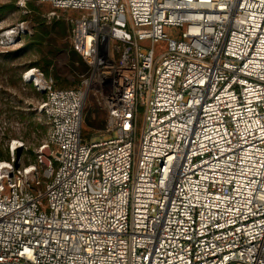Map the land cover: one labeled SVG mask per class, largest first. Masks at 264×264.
<instances>
[{"label": "built area", "instance_id": "2783aa9c", "mask_svg": "<svg viewBox=\"0 0 264 264\" xmlns=\"http://www.w3.org/2000/svg\"><path fill=\"white\" fill-rule=\"evenodd\" d=\"M39 1L88 71L23 74L49 129L0 160V264H264V0ZM90 95L113 138L83 139Z\"/></svg>", "mask_w": 264, "mask_h": 264}, {"label": "rangeland", "instance_id": "374dc122", "mask_svg": "<svg viewBox=\"0 0 264 264\" xmlns=\"http://www.w3.org/2000/svg\"><path fill=\"white\" fill-rule=\"evenodd\" d=\"M0 160L14 157L22 164L35 162V153L44 140L49 125L45 116L39 111V104L45 99L44 93H39L34 86L23 82V74L31 68L39 69L46 78L52 79L57 89L73 88L78 77L86 74L87 65L74 59L68 52L72 47L68 19L78 17L73 10H57L52 5L39 0H0ZM36 20H44L48 24L62 22L65 34L59 37L60 24L55 32L56 43L64 45L54 57H47L46 47H29L26 54L25 37L34 34ZM23 23V31L18 39L10 45L5 44V32ZM168 38H177V30L165 28ZM65 45L68 48H65ZM41 50V51H39ZM166 50V43L160 42L154 46L156 54ZM14 57L12 62L4 63L2 58ZM73 61V62H72ZM79 61V62H78ZM49 62V64H48ZM74 67V68H73ZM106 113L90 95L85 103L82 122V137L86 142L108 140L115 135L104 134ZM142 125V113L138 117L139 130ZM46 179H42L45 181Z\"/></svg>", "mask_w": 264, "mask_h": 264}, {"label": "trees", "instance_id": "16d2710c", "mask_svg": "<svg viewBox=\"0 0 264 264\" xmlns=\"http://www.w3.org/2000/svg\"><path fill=\"white\" fill-rule=\"evenodd\" d=\"M1 10V9H0ZM36 28L34 29V34L31 36L25 37L26 39V47L22 49V54H26V51L29 50V47H37L40 49V47H46L48 49V55L47 57H54L56 53H58L62 48H64V45H58L56 43V37H58L57 34H59V37L65 34V27L61 25L62 22L59 23H51L48 24L44 20H36ZM60 24V30L59 33L55 32L57 26ZM57 33V34H56ZM65 48H68L67 45H65ZM70 55L74 59H79L80 62H83L81 57L78 55V53L73 49V47H70L68 49ZM41 51V50H39ZM4 57V56H3ZM12 58L14 57H4L2 58V62L4 63H10L12 62ZM78 61V62H79ZM73 62V61H72ZM84 63V62H83ZM49 64V62H48ZM74 68V67H73Z\"/></svg>", "mask_w": 264, "mask_h": 264}]
</instances>
